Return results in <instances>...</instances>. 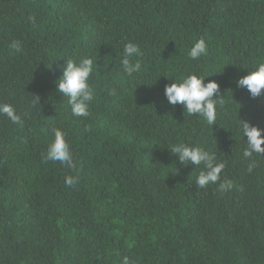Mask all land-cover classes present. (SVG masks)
I'll return each instance as SVG.
<instances>
[{
  "label": "trees",
  "instance_id": "16d2710c",
  "mask_svg": "<svg viewBox=\"0 0 264 264\" xmlns=\"http://www.w3.org/2000/svg\"><path fill=\"white\" fill-rule=\"evenodd\" d=\"M199 39L208 54L190 60ZM129 42L142 53L132 77ZM86 56L99 71L78 118L56 81ZM260 63L264 0H0V103L23 121L0 116V264H264V157L249 173L237 132L239 118L264 129V94L235 84ZM188 74L220 86L213 126L166 101ZM53 128L75 170L42 159ZM179 143L215 153L232 189L197 188L203 165L182 166L169 151Z\"/></svg>",
  "mask_w": 264,
  "mask_h": 264
},
{
  "label": "clouds",
  "instance_id": "9594fccd",
  "mask_svg": "<svg viewBox=\"0 0 264 264\" xmlns=\"http://www.w3.org/2000/svg\"><path fill=\"white\" fill-rule=\"evenodd\" d=\"M14 52H22V45L19 41L13 40L9 45ZM208 54V46L204 39L197 40L188 52L190 60H199ZM142 53L138 45L131 42L124 45L123 54L120 60L123 72L132 77L141 69L139 60L133 62V58L141 56ZM60 77L56 81V92L63 98H67L71 114L74 117H88L89 107L95 97V90L89 83L90 78L99 71L97 61L91 57H83L79 60L68 59L60 66ZM238 89L246 90L250 98L261 97L264 90V63L256 66L254 71H248L247 75L235 80ZM115 94V90L109 92ZM164 96L169 105L175 108L182 106L183 111L189 116L197 115L210 126H213L217 119V106L223 105L224 100L220 93V86L215 81L205 83V78L196 74H188L181 77L178 82L166 84ZM0 116L6 117L12 124L22 125L21 116L16 109L8 103H0ZM237 132L244 138L245 147L242 155L245 160L251 163L247 166V171L251 173L257 166L256 158L264 157V129L251 124L247 119L239 118L237 122ZM52 140L47 144L46 152L42 154L45 162H59L70 170L76 169L73 154L69 142L66 140V133L60 128L52 129ZM170 153L178 157L182 166H201V170L196 177L195 185L199 189L206 188L210 184H218V191L227 192L233 187L231 180L225 178L221 180L222 170L225 168L223 162L218 161L216 154L211 150H206L202 146H192L184 143L174 144L170 147ZM78 176H66L65 183L75 186ZM122 264H131L128 257L122 259Z\"/></svg>",
  "mask_w": 264,
  "mask_h": 264
}]
</instances>
